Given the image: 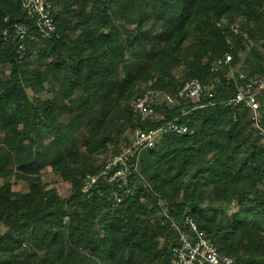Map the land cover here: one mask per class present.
I'll return each instance as SVG.
<instances>
[{
  "label": "trees",
  "instance_id": "obj_1",
  "mask_svg": "<svg viewBox=\"0 0 264 264\" xmlns=\"http://www.w3.org/2000/svg\"><path fill=\"white\" fill-rule=\"evenodd\" d=\"M51 1L57 34L46 37L21 0H0V179L28 186L0 184V264H170L166 213L192 216L242 264H264V146L249 107L227 104L264 74V0ZM236 19H246L236 35L218 24ZM15 23L29 29L22 59ZM228 52L232 61L216 67ZM230 68L245 78H228ZM193 77L213 92L204 106L180 98L146 122L132 112L147 88L175 93ZM177 118L188 131L142 151L121 203L103 176L82 191L128 127ZM46 167L70 182L67 198L46 188Z\"/></svg>",
  "mask_w": 264,
  "mask_h": 264
},
{
  "label": "built area",
  "instance_id": "obj_2",
  "mask_svg": "<svg viewBox=\"0 0 264 264\" xmlns=\"http://www.w3.org/2000/svg\"><path fill=\"white\" fill-rule=\"evenodd\" d=\"M26 13L35 18L36 25L46 37L57 34V24L52 14L51 0H21ZM246 19H236L232 22H219L221 26H226L231 35L239 34L242 24ZM14 40L18 58L22 59L26 50V39L28 36V26L24 23L14 24ZM5 34L7 31L4 32ZM233 59L231 52L225 54L223 59L216 62L229 64ZM230 68L227 77L233 79H244L245 74ZM213 92L209 86L199 78L193 77L184 82L182 87L175 93L167 92L157 87L147 88L142 94L135 97L131 102L132 112L142 121L158 120L162 117L161 112L156 110V106L163 108L173 107L180 98H190L198 102V106H204L201 100L211 97ZM264 95V74H256L247 80L237 94L227 101V104L240 105L244 103L250 109V120L252 127L261 136V143L264 146V114L261 111V96ZM211 102V101H210ZM209 102V103H210ZM186 111L183 112V115ZM188 126L180 119L169 120L157 127L136 126L130 137L129 143L122 146L116 153L112 151L105 159V165L99 174H87L84 178L82 191L88 192L97 184L100 177H106L114 187V203L117 205L133 193L130 185L133 175L140 174V156L143 150L154 147L157 142L167 132L186 133ZM122 191V192H120ZM166 215L171 219L172 227L175 230L176 241L170 244V264H242L235 257L223 253L219 250L211 236L206 231L200 229L197 222L190 215H186L182 221Z\"/></svg>",
  "mask_w": 264,
  "mask_h": 264
},
{
  "label": "rangeland",
  "instance_id": "obj_3",
  "mask_svg": "<svg viewBox=\"0 0 264 264\" xmlns=\"http://www.w3.org/2000/svg\"><path fill=\"white\" fill-rule=\"evenodd\" d=\"M249 46H251V44H248ZM171 66H173L171 64ZM237 70L239 68V65H237L235 67ZM173 69V72L176 74V75H180L181 74V71H182V67H177V68H172ZM140 86L142 88L144 87H150L151 86V82H150V86L148 85H143V84H140ZM29 93L30 94H33L32 91L29 90ZM44 97H46L45 94H43ZM129 128V127H128ZM126 129L125 132L120 136V147H122L125 142V139L124 137H128L129 140H130V137L132 136L133 134V129ZM84 149V148H82ZM109 156V153H105V154H101L99 155V157L101 158L100 160H105L107 159V157ZM88 173L85 174V176L87 175ZM41 175L43 177V181L45 182L46 184V188L47 189H56V191L59 193V195L62 197V198H67L69 195H70V191H71V184L69 181H65L61 178V176L55 172L54 170H52L50 167H46V168H43L42 169V172H41ZM7 179L8 181H10L12 183V188L13 190L15 191H26L28 186L26 184V182L22 179H17L14 177V175H11V176H8L7 178H4V179H0V184H2V182H4V180ZM67 219V218H66ZM6 228L1 226L0 225V231L3 232L5 231ZM244 252V250H241L240 253L242 254Z\"/></svg>",
  "mask_w": 264,
  "mask_h": 264
}]
</instances>
